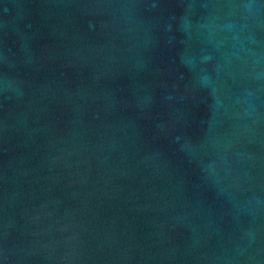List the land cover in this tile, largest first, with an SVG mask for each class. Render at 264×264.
<instances>
[{"label":"water","instance_id":"1","mask_svg":"<svg viewBox=\"0 0 264 264\" xmlns=\"http://www.w3.org/2000/svg\"><path fill=\"white\" fill-rule=\"evenodd\" d=\"M0 264H264V0H0Z\"/></svg>","mask_w":264,"mask_h":264}]
</instances>
